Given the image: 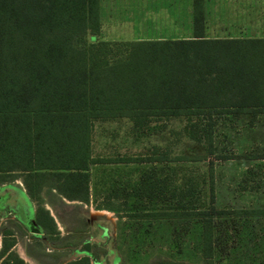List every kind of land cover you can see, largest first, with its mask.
<instances>
[{
	"label": "trees",
	"instance_id": "1",
	"mask_svg": "<svg viewBox=\"0 0 264 264\" xmlns=\"http://www.w3.org/2000/svg\"><path fill=\"white\" fill-rule=\"evenodd\" d=\"M203 3L192 0L193 38L88 43L101 30L100 0H0L2 179L21 174L39 206L44 188L88 204L89 167L105 162L90 156L94 122L125 119L139 131L151 121L184 118L187 137L213 155L219 119L264 114V38H204ZM139 161L167 158L118 162ZM208 181L204 207L192 179L170 188L169 176L152 170L124 216L121 207L108 210L127 222L124 240L167 246L157 264H264V209L216 210L212 168ZM34 219L31 230L58 234L47 210L39 207ZM155 229L163 230L159 239ZM14 244L4 241L0 264H25L10 251Z\"/></svg>",
	"mask_w": 264,
	"mask_h": 264
},
{
	"label": "rangeland",
	"instance_id": "2",
	"mask_svg": "<svg viewBox=\"0 0 264 264\" xmlns=\"http://www.w3.org/2000/svg\"><path fill=\"white\" fill-rule=\"evenodd\" d=\"M179 2L181 10L186 7L188 0ZM104 3L109 7L131 8L132 11H129L138 12V0H104ZM102 39L104 36L101 32L96 37L87 36L88 43L103 41ZM187 126L184 118L151 121L139 131L125 119L96 122L92 137V156L105 162L91 167L90 203H69L46 192L43 195L44 203L40 206L37 203L25 206L20 186L8 185L1 188L0 196H8L5 210L0 211L1 248L4 241L16 242L17 239L11 236H22L31 230L25 223L18 226V223L10 221L14 212L21 209V205L18 206V202H21L23 208L31 210L33 218L39 207L47 209L56 232L62 235L48 239V249L53 251L50 255L65 256V264L83 259L88 260L89 264H157L158 253L162 248L164 251L161 252L167 253V246L160 240L156 242V250L147 245H136L129 239L124 240L123 232L127 229V222L121 221L115 213L108 210L110 207H121V216H124L135 201L131 195L141 177L152 170L159 179L169 176L170 188L184 187L192 179L201 190L200 203L208 207V175L212 168L213 205L216 210L264 209V114L254 118L244 115L219 119L212 130L215 146L213 155H207L202 145L187 137ZM201 127L202 125L198 126L196 130L200 131ZM192 130L194 131L193 128ZM162 156L167 158L166 162H118L121 159L146 160ZM177 157H186L188 160L175 162ZM160 202L161 199H155L152 206L158 208ZM7 231L11 235L6 236ZM162 231L153 230L157 232V239L161 237ZM138 232L139 236L141 233ZM26 240V243L32 242L30 238ZM36 243L30 247L39 250L41 258H46L49 254L45 252L43 244ZM161 257L164 258L163 255ZM41 263L57 264L53 256Z\"/></svg>",
	"mask_w": 264,
	"mask_h": 264
},
{
	"label": "crops",
	"instance_id": "3",
	"mask_svg": "<svg viewBox=\"0 0 264 264\" xmlns=\"http://www.w3.org/2000/svg\"><path fill=\"white\" fill-rule=\"evenodd\" d=\"M179 0L158 1V0H138V12H131L132 9L125 7H109L106 6L104 0H100V25L101 35L104 36L103 41L108 42H132V41H153V40H180L190 39L194 37V21L192 0H188L186 7L180 10ZM112 8V10H111ZM125 9V11H124ZM122 11V12H121ZM110 27V28H109ZM202 36L206 39H257L264 38V0H204L203 3V19H202ZM97 121V122H114ZM93 123L90 143V156H92V137L94 125ZM94 159V158H93ZM98 160V159H95ZM89 167V176L91 167ZM19 176L12 179H2L0 173V189L8 185L20 186L23 192V200L25 206L37 203L30 199L24 185V178ZM14 175V173L7 174ZM90 177H89V203H90ZM50 191V192H49ZM48 192L55 194L58 198L69 203L78 205H88L79 201H69L56 194V191L44 188L41 194V203H44L43 195ZM52 196V195H51ZM7 197L0 196V211L5 210V202ZM19 208L14 212L10 221L25 223L30 228L29 223L34 222L31 210L23 208L21 202H18ZM49 203H47L48 205ZM47 210V209H46ZM62 237L61 234L47 235L38 231L30 230V232L22 236H11L16 238V242L11 252H14L25 264H42V260L48 257L56 258L57 264H65V256L55 254L50 255L53 251L48 249V239ZM27 238L32 239L28 242ZM25 242V244L22 242ZM37 242L43 244L46 253L49 255L41 258L40 251L32 248ZM36 243V244H37ZM45 243V244H44ZM1 249V240H0ZM36 250V251H35ZM59 253V252H57ZM42 256V255H41ZM63 257V260H62ZM78 258V257H77Z\"/></svg>",
	"mask_w": 264,
	"mask_h": 264
},
{
	"label": "water",
	"instance_id": "4",
	"mask_svg": "<svg viewBox=\"0 0 264 264\" xmlns=\"http://www.w3.org/2000/svg\"><path fill=\"white\" fill-rule=\"evenodd\" d=\"M32 224H33V222H32ZM34 225V224H33Z\"/></svg>",
	"mask_w": 264,
	"mask_h": 264
},
{
	"label": "flooded vegetation",
	"instance_id": "5",
	"mask_svg": "<svg viewBox=\"0 0 264 264\" xmlns=\"http://www.w3.org/2000/svg\"><path fill=\"white\" fill-rule=\"evenodd\" d=\"M29 228V227H28Z\"/></svg>",
	"mask_w": 264,
	"mask_h": 264
}]
</instances>
